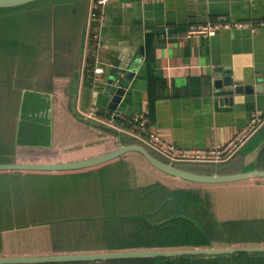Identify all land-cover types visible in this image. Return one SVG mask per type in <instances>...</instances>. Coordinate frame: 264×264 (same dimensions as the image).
<instances>
[{"label": "trees", "instance_id": "trees-1", "mask_svg": "<svg viewBox=\"0 0 264 264\" xmlns=\"http://www.w3.org/2000/svg\"><path fill=\"white\" fill-rule=\"evenodd\" d=\"M88 1L40 0L0 9L1 164L83 160L130 144L168 162L139 140L71 111L68 89L76 76ZM23 91L53 97L50 148L42 147L49 137L46 122L36 115L39 103L22 101ZM26 128L24 137L29 128L40 130L41 146L20 141ZM263 156L264 149L259 169ZM241 159L238 152L217 166L175 167L234 174L241 171ZM261 246L264 178L191 183L156 170L137 152L82 170L0 171V256ZM99 264H264V253Z\"/></svg>", "mask_w": 264, "mask_h": 264}, {"label": "crops", "instance_id": "crops-1", "mask_svg": "<svg viewBox=\"0 0 264 264\" xmlns=\"http://www.w3.org/2000/svg\"><path fill=\"white\" fill-rule=\"evenodd\" d=\"M89 5L90 0L75 61L76 76L68 89L74 114L85 119L92 110L96 122L123 134L129 132L127 121L143 117L148 129L166 142L198 150L225 144L256 121L260 127L238 152L242 155L240 172L258 168L264 149V88L246 93L242 86L256 78L261 81L253 87L264 84V26L260 25L264 0H112L101 8L99 22L95 21L98 61L105 75L94 83L87 39ZM218 19L253 26L220 31L208 40L184 38L189 26ZM158 29L177 32L153 33ZM123 52L129 53L134 75L130 82L122 80L125 93L112 112L105 85L112 62ZM224 74L240 83V93L214 95V75ZM39 94L51 98L53 104V97L45 93L27 94L25 100L39 103Z\"/></svg>", "mask_w": 264, "mask_h": 264}, {"label": "water", "instance_id": "water-1", "mask_svg": "<svg viewBox=\"0 0 264 264\" xmlns=\"http://www.w3.org/2000/svg\"><path fill=\"white\" fill-rule=\"evenodd\" d=\"M40 0H0V9H10L21 7ZM176 30L158 29L153 31L157 34L176 33ZM123 52L118 55L111 64L108 79L106 80V94H111L108 110L116 111L117 106L125 93L126 87L123 86L122 80L130 82L134 72L129 69L131 59L129 53ZM221 72V71H220ZM105 75L103 72L102 77ZM213 88L217 97L233 96L241 92L240 83L234 82L229 75H214ZM260 82L261 79L256 78L254 82ZM253 83L247 86H242L244 92L252 93L253 91L260 92L264 84L258 83L253 87ZM116 88V89H113ZM29 91H23L22 101L25 100V95L30 94ZM39 111L36 115L46 122L48 130V145L44 144L42 147L49 148L52 143V121H53V104L52 99L44 97V94H39ZM28 102V101H26ZM46 103V104H45ZM75 112V110H73ZM35 115V116H36ZM83 117V116H82ZM85 118V117H84ZM91 120V119H89ZM92 122L98 123L95 120ZM128 152L139 153L153 168L156 170L191 183L199 184H222L231 183L242 180L264 178V169H258L256 166L252 170L242 171L240 173L225 174V175H207L198 174L185 171L175 167L174 164L163 162L154 157L145 147L137 144L121 145L120 147L106 152L104 154L70 162L63 163H0V171H73L82 170L94 167L105 162L116 159ZM250 253H264V246L261 247H245V248H204L192 250H145V251H120V252H103V253H77V254H61V255H35V256H0V264H53V263H79V262H95L101 263L111 260H130V259H157V258H175V257H211L221 255H235V254H250Z\"/></svg>", "mask_w": 264, "mask_h": 264}, {"label": "built area", "instance_id": "built-area-1", "mask_svg": "<svg viewBox=\"0 0 264 264\" xmlns=\"http://www.w3.org/2000/svg\"><path fill=\"white\" fill-rule=\"evenodd\" d=\"M112 0H90L88 21L89 28L87 33L88 43L92 49V60L90 70V79L96 82L101 79L104 72L98 61V49L100 41L98 37V24L100 19V10L103 6ZM91 23V25H90ZM94 23V24H93ZM264 26V21L260 23ZM250 22H235L225 19L208 21L201 25L189 26L183 36L185 39L208 40L216 36L220 31L231 29L252 28ZM86 119L95 120V112L90 110L85 116ZM129 125V135L144 143L154 152L162 156L171 164H221L233 157L257 131L260 124L251 121L244 129L239 131L230 141L225 144H216L207 150L182 149L172 143H168L159 137L156 133L148 129V122L143 117L133 118L127 121ZM111 127V126H110Z\"/></svg>", "mask_w": 264, "mask_h": 264}, {"label": "rangeland", "instance_id": "rangeland-1", "mask_svg": "<svg viewBox=\"0 0 264 264\" xmlns=\"http://www.w3.org/2000/svg\"><path fill=\"white\" fill-rule=\"evenodd\" d=\"M127 124V123H126ZM128 125V124H127ZM33 128H29L28 130H29V135H28V137H24V134H25V132H26V130H27V128L26 129H23L22 130V133H21V137H19V139H20V141H22L23 143H25L26 144V146H29V147H35V146H41V144L42 143H40V142H43V141H41L40 139H38V137H36L37 135H39V132H40V130H37V131H39V132H37L36 130L34 131V130H32ZM46 141H47V139H46ZM51 146H52V143H51ZM50 146V147H51ZM49 147V148H50ZM264 157V156H263Z\"/></svg>", "mask_w": 264, "mask_h": 264}]
</instances>
